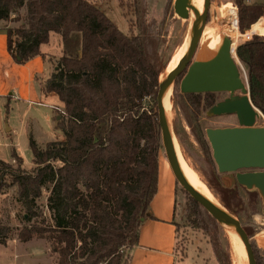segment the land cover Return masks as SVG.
I'll use <instances>...</instances> for the list:
<instances>
[{
  "label": "trees",
  "instance_id": "obj_1",
  "mask_svg": "<svg viewBox=\"0 0 264 264\" xmlns=\"http://www.w3.org/2000/svg\"><path fill=\"white\" fill-rule=\"evenodd\" d=\"M130 1L134 21L125 33L90 0H0L7 51L17 63L42 56L40 46L51 32L61 39V55L42 89L63 104V140L40 147L30 136L34 167L29 172L19 166L23 161L14 150L16 168L0 159V192L15 185L25 220L41 218L40 224L23 225L17 238L23 243L44 238L55 264H128L141 218L157 189L162 141L156 95L171 58L160 52L162 28L147 21L146 0ZM232 4L241 33L264 17L263 3ZM235 52L246 72L251 103L264 117V35H252ZM214 102L215 93L178 94L185 122L210 166L207 184L223 209L238 218L243 209L239 186L236 181L224 184L199 120ZM242 188L249 196L251 191ZM42 190L49 192L51 223L36 205ZM190 202V214L214 239L219 224L192 197ZM8 230L0 224L1 245ZM251 247L260 264L252 242Z\"/></svg>",
  "mask_w": 264,
  "mask_h": 264
},
{
  "label": "rangeland",
  "instance_id": "obj_2",
  "mask_svg": "<svg viewBox=\"0 0 264 264\" xmlns=\"http://www.w3.org/2000/svg\"><path fill=\"white\" fill-rule=\"evenodd\" d=\"M90 1L103 10L120 30L129 33V28L134 21V14L132 12L130 0ZM189 1L194 8V0ZM243 1L249 3L246 0ZM257 1L264 2V0ZM173 2L174 0H146L145 3L147 9V21H152L162 28L160 52L165 59L171 58L168 66L172 64L175 54L180 50L183 44L188 41V39L190 40L192 36V32L190 33V26L192 25L193 12L190 10L189 19H182L174 13ZM206 4V26L201 35L200 43L198 44L199 47L195 49L189 63L197 61V57H199V50L203 48L202 44L205 40L204 35L206 34V28H215L221 37L226 34V22L217 19L218 9L223 8V5H225L226 2L223 0H206ZM18 24L19 23H11V26H16ZM239 41L240 37H238L237 45L239 44ZM52 42V50L58 53L56 37L53 38ZM49 61L48 70L49 74H51L55 69L58 57L54 55ZM241 67L243 69L242 71H245L242 64ZM183 73L184 70L180 73L181 78ZM164 77L165 75L160 78V81H163ZM180 80L176 85L171 86V94L169 96L171 100L169 124L183 156L186 158L189 165L191 164L190 166L196 172L200 180L204 184L206 183L205 185L219 202V195L213 189L209 188L207 184L210 177L209 163L199 144L191 134L178 105ZM215 97L217 99H223L226 97V93H216ZM206 111L207 110H203L199 118L201 127L204 131L206 128L231 127L238 125L235 115L224 114L219 116H208ZM56 113L61 114L60 111H56ZM255 126H264V117L258 118L255 122ZM28 134V125L22 126L20 132H14V135L11 136H7L4 132H0V159L6 162L8 161L13 168H16L19 164L13 158L11 159L12 149L14 148L17 155L23 160L19 166L29 172L33 169L34 164L32 162V154L28 145ZM34 139L38 146L44 147L46 144L45 142L54 139H63V135L59 130L53 129L48 133L34 132ZM160 162L161 164H165L164 162H166L169 167L163 151H161ZM4 178L9 182L10 174L6 173ZM222 180L226 186H233L236 181L234 173L224 174ZM238 186L239 194L243 201V209L238 213L237 219L251 232L250 242L255 246L259 263L264 264V213L262 212L264 203L256 189L250 190L251 192L249 196H247L242 186ZM178 188L179 199L174 219L177 227V242L175 248L176 264H235L234 252L236 260L237 252L234 234V249L232 248L230 237L224 226L220 225L218 222V231L214 236V239L213 237L211 238V236H209L201 227V224L197 222L196 217L189 212V206L191 204L190 195L179 184ZM48 195L49 192L47 190H42V196L36 200V205L46 223H51V214L47 208ZM24 217L25 210L17 200L16 186L4 187L0 192V224L7 226L9 230L7 232L6 244H0V264H55V258L50 254L49 244L44 238L34 236L30 241L25 243L19 241L17 238L18 231L23 225L41 223L40 216L34 217L29 221H26ZM215 243H217V247L213 245ZM219 256H221V259Z\"/></svg>",
  "mask_w": 264,
  "mask_h": 264
},
{
  "label": "water",
  "instance_id": "obj_3",
  "mask_svg": "<svg viewBox=\"0 0 264 264\" xmlns=\"http://www.w3.org/2000/svg\"><path fill=\"white\" fill-rule=\"evenodd\" d=\"M173 10L182 19H189L191 10L194 14V28L180 63L159 83L156 106L162 151L177 183L220 225L229 226L238 232L248 263L256 264L250 238L241 222L225 209L212 204L196 192L182 176L175 160L162 98L185 68L186 72L179 84L181 93H228V97L210 106L206 114L208 116L235 115L238 125L206 128L205 137L210 145L217 171L222 174L234 173L237 184L247 190L256 189L264 203V126H255L259 114L262 115V113L251 103L246 72L242 71L237 56L234 58L231 54V39L229 37H222L214 56L204 61L189 63L198 47L205 26L207 4L201 16H198L189 0H174ZM262 212L264 213V207Z\"/></svg>",
  "mask_w": 264,
  "mask_h": 264
},
{
  "label": "crops",
  "instance_id": "obj_4",
  "mask_svg": "<svg viewBox=\"0 0 264 264\" xmlns=\"http://www.w3.org/2000/svg\"><path fill=\"white\" fill-rule=\"evenodd\" d=\"M223 1L232 4V0ZM248 2L264 4L257 0ZM260 20L264 21V17L257 22ZM5 25L4 21H0V132L11 136L14 132H20L22 126L28 125V141L30 136L34 139V132L48 133L57 129L63 135L59 126L60 114L56 113L62 112L63 104L55 93L42 89L45 80L50 76L49 59L54 55H61L60 36L51 32L48 43L40 46L43 55L20 64L7 51V37L3 29ZM7 25L11 26V23ZM252 27L253 25L247 31L251 32ZM258 35H264V29ZM54 37L58 53L52 50ZM12 150L15 151L14 148ZM164 163L161 164L159 158L157 189L149 204L147 216L141 220L137 244L129 251L128 264H176L177 227L174 219L179 188L171 169Z\"/></svg>",
  "mask_w": 264,
  "mask_h": 264
},
{
  "label": "bare ground",
  "instance_id": "obj_5",
  "mask_svg": "<svg viewBox=\"0 0 264 264\" xmlns=\"http://www.w3.org/2000/svg\"><path fill=\"white\" fill-rule=\"evenodd\" d=\"M189 3H190V1H189ZM205 5H206V0H194V9L197 12L198 16L202 15V13L205 9ZM236 14H237V10L235 9V7L231 6V4H226L223 8L218 9V17H217V19L223 20L227 24L225 27V32L227 35L225 34V36H227L231 39V54L234 58H236V55L234 53H235V49L237 46V40L239 37V31H238L237 22H236V20H237ZM190 27H191L190 28V33H191L193 31V28H194V14L192 16V25ZM263 29H264V21L262 20L251 29V32L255 33V34H260V33H263ZM203 30H204V28H203ZM205 33H206L204 35L205 40L202 44L203 48L201 50H199V57H197V61H204V60H207L210 57L214 56L218 50V46L220 45V43L222 41L221 35L218 34L217 30L213 27L206 28ZM216 35H218V36H216ZM188 42H189V39H188V41H186L185 44H183V46L180 48V50L175 54V57H174L172 64L167 66V68H166L165 76L169 75L176 68V66L180 63L181 59L183 58V56L185 54ZM199 43H200V40H199ZM170 94H171V87H169L163 95L162 106H163V111L165 113V118L167 121L169 132L171 135V140H172V144H173L174 155H175V160H176L177 166H178L182 176L184 177V179L187 181V183L196 192L201 194L203 197H205L212 204H214L220 208H223L221 206V204L217 201V199L213 196L214 194H212V192L205 185L206 183L204 184L200 180V178L198 177L196 172L190 166L191 164L189 165L186 158L183 156V154L181 152V149L179 147V144H178L176 138L174 137V135L172 133V129H171V126L169 124L170 113H171V100L169 98ZM259 118H263L261 114H259ZM224 228L230 237V241H231L233 249H234L233 234L235 236L237 260H236L235 252L233 250V252H234V263L235 264H249L243 243L239 237L238 232L229 226H224ZM246 261H247V263H246Z\"/></svg>",
  "mask_w": 264,
  "mask_h": 264
},
{
  "label": "built area",
  "instance_id": "obj_6",
  "mask_svg": "<svg viewBox=\"0 0 264 264\" xmlns=\"http://www.w3.org/2000/svg\"><path fill=\"white\" fill-rule=\"evenodd\" d=\"M249 1V0H246ZM231 6L235 7L234 5L231 4ZM235 9L237 10V8L235 7ZM252 35H254V33H251L250 31H245L244 33H240L239 37H240V42H245L251 39ZM258 35V34H256Z\"/></svg>",
  "mask_w": 264,
  "mask_h": 264
},
{
  "label": "flooded vegetation",
  "instance_id": "obj_7",
  "mask_svg": "<svg viewBox=\"0 0 264 264\" xmlns=\"http://www.w3.org/2000/svg\"><path fill=\"white\" fill-rule=\"evenodd\" d=\"M185 72H186V68L184 69V73H183V75L185 74ZM182 77H183V76H182ZM215 94H216V93H215ZM226 97H228V93H226ZM226 97H224V98H226ZM224 98H223V99H224ZM223 99H217V98L215 97V102H214L213 104H215L216 102L221 101V100H223ZM213 104H212V105H213ZM212 105H211V106H212Z\"/></svg>",
  "mask_w": 264,
  "mask_h": 264
}]
</instances>
